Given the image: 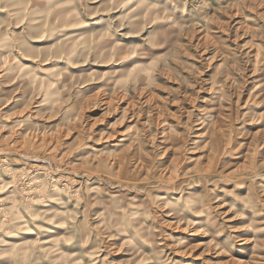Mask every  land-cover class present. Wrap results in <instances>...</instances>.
<instances>
[{"label": "rangeland", "instance_id": "374dc122", "mask_svg": "<svg viewBox=\"0 0 264 264\" xmlns=\"http://www.w3.org/2000/svg\"><path fill=\"white\" fill-rule=\"evenodd\" d=\"M0 18V264H264V0Z\"/></svg>", "mask_w": 264, "mask_h": 264}, {"label": "bare ground", "instance_id": "6f19581e", "mask_svg": "<svg viewBox=\"0 0 264 264\" xmlns=\"http://www.w3.org/2000/svg\"><path fill=\"white\" fill-rule=\"evenodd\" d=\"M6 4H8V3H6ZM2 5V4H1ZM4 11V10H3ZM2 21V19L0 18V22ZM6 21V20H5ZM3 39L5 38V35H4V31H3V34H1L0 35ZM2 38H0V39H2ZM171 183H172V181H171ZM248 193V192H247ZM161 194V193H160ZM249 194V193H248ZM156 197V196H155ZM162 199L163 198H165V195L163 194L162 196ZM180 197V196H179ZM247 197H248V195H247ZM192 200V201H191ZM190 201H191V204H193V206H198L199 204H196V202H197V200H195V199H191ZM200 201V200H199ZM206 202H202V204L201 205H203V204H205ZM250 203H252V204H250V205H254L255 204V202H254V200L252 199L251 201H250ZM166 204V203H165ZM188 204V203H187ZM188 206H189V204H188ZM172 209V208H171ZM188 210V209H187ZM195 222V221H194Z\"/></svg>", "mask_w": 264, "mask_h": 264}]
</instances>
